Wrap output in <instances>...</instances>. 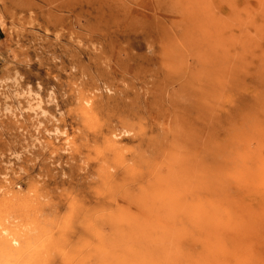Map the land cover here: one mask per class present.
I'll return each instance as SVG.
<instances>
[{
    "label": "rangeland",
    "instance_id": "rangeland-1",
    "mask_svg": "<svg viewBox=\"0 0 264 264\" xmlns=\"http://www.w3.org/2000/svg\"><path fill=\"white\" fill-rule=\"evenodd\" d=\"M103 1L120 12L106 23L91 20V31L77 28L69 10L96 0H0V194L40 190L42 166L65 178L53 169L58 156L67 166L68 153L91 144L100 125L111 132L75 172L114 151L127 170L125 182L104 184L92 174L93 192L112 194L97 211L79 196L82 208L69 220L68 208L23 219L0 211V228L43 232L0 259L264 264V0ZM105 34L114 39L108 46L91 44ZM101 47L102 56H89ZM104 70L115 72L110 89ZM114 93L132 102L139 95L142 113L99 103ZM121 114L130 126L115 123ZM61 190L38 202L30 193L23 206L46 211ZM139 199V209L122 206Z\"/></svg>",
    "mask_w": 264,
    "mask_h": 264
},
{
    "label": "bare ground",
    "instance_id": "bare-ground-1",
    "mask_svg": "<svg viewBox=\"0 0 264 264\" xmlns=\"http://www.w3.org/2000/svg\"><path fill=\"white\" fill-rule=\"evenodd\" d=\"M96 2H97L96 5H94L91 8H80L78 9V11L74 9L69 10L70 13L73 14L74 16L75 25L77 28L81 30L85 29L92 31V28L89 27L92 25L91 23H93L91 20H93L94 23L102 24L118 16L120 12L119 9H117L116 7H111L109 4H106L107 1L96 0ZM83 17H86V20H88L87 23H81V18ZM47 20L49 21V19ZM53 20L55 23L54 18ZM113 40H114L113 36L105 34L98 36L94 40H91V44L96 43V45L100 44V46H102L103 42H107V46H108L109 43L112 42ZM99 51L100 52L97 55L95 53L93 55L89 54V56L90 57L92 56V58L94 59H98L100 56H102L105 53V49H102L101 47ZM100 77L103 85L110 89L113 81L115 80V72L104 70L100 73ZM142 102L143 100L139 95L137 96V100L135 102L127 101L123 93H114L113 95L106 97L105 100L102 97V99L99 101V103L103 107L113 106L118 109H124L126 107L136 105L138 107L137 114L142 113L140 108ZM90 109L91 107L90 108L83 107V112L87 113ZM137 118L139 119L140 115ZM115 123L117 125L120 124L122 126H125L126 124L130 126L132 124L130 119L125 114L119 115ZM99 127H100L99 133L93 136V138L91 139V144H89L87 141L83 142L81 143L80 146L76 147L74 150L68 153L71 162L67 166L62 165L61 163V160L64 156L63 155L58 156V159L56 160L57 163L56 167H54L53 169L59 170L64 176L66 175L65 178L51 174L50 172L52 170L50 167L42 166L38 172V177L42 178L41 180L42 187L40 188V190L34 189L28 185V191L25 194H22V192L20 191L13 192L11 195L7 194V192H5L4 194H0V211L6 210L13 212L16 218L23 219L30 215H37V214L39 215L55 214L56 216H58L63 209L68 208L70 211V215H68L65 220H69L71 218V214L74 211L79 212L81 210L80 207L82 208V205L78 201V196L85 199L87 203L88 211H97L99 208L105 207V204L108 203L112 195L111 190L107 188V192L103 194L94 193L92 188L96 182V179L92 177V174L93 173L96 174V176H98V178L101 179V181L104 184H106V182H109V180H112L115 177H119V176H121L124 180L125 178L124 173L127 172V170L118 162L119 153L116 151H114L113 154L109 152H107V154L101 153L100 159L103 163L101 162L100 165H98L99 161L97 160L94 161V164L91 167V171H88L84 174L75 172L78 162H80L81 160H88L90 158L91 151L95 147V144L98 142L99 138L102 137L103 139H105L107 134L111 132V128H112L107 126L106 130H104L103 125H100ZM78 129L80 132H86V133L89 132L84 128L78 127ZM128 133H129L128 128H126L125 134ZM38 155L43 156L44 153L40 152ZM96 166L98 167L97 169ZM109 167H112L114 171L110 172L108 170ZM261 167L262 169H264V162L261 164ZM262 183H264V180H262ZM71 184H74L82 189L78 191L67 192L65 185L69 186ZM21 185L23 187V185L25 184L21 183ZM59 188H62L61 190L62 193L61 192L59 193L60 195L59 202L53 206L46 207L47 208L46 211H42L39 207L38 208L31 207L29 205L28 206L25 205L26 207L23 206L31 198L30 193H32V197L34 198V200L38 202L40 201L41 198L42 199L52 198L56 196L58 193L57 190ZM138 188L140 189V194H141V189H142L141 183L138 184ZM137 201L134 204V206H132L131 204L127 205L128 202H126V204L122 206L129 210H133V209L135 210L136 207L139 209L141 208L140 205L141 201L140 199ZM65 202H67L68 204L67 206L64 205ZM34 227L37 226L35 225ZM111 227L113 226L111 225ZM60 229L61 228H59V230ZM41 237H43L42 231H36L35 233H31V234L30 233L19 234L15 232V230L11 226L3 224V227L0 228V253L4 254L5 256L11 257V255H14L15 253L16 246H19L20 244L21 245L27 244L31 240L32 241L37 240ZM4 262L7 263L6 260L0 259V264H5Z\"/></svg>",
    "mask_w": 264,
    "mask_h": 264
},
{
    "label": "crops",
    "instance_id": "crops-1",
    "mask_svg": "<svg viewBox=\"0 0 264 264\" xmlns=\"http://www.w3.org/2000/svg\"><path fill=\"white\" fill-rule=\"evenodd\" d=\"M3 40V37L2 36H0V43H1V41Z\"/></svg>",
    "mask_w": 264,
    "mask_h": 264
}]
</instances>
